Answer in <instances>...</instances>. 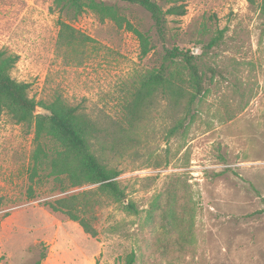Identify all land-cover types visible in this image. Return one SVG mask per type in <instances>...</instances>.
<instances>
[{
	"label": "rangeland",
	"instance_id": "obj_1",
	"mask_svg": "<svg viewBox=\"0 0 264 264\" xmlns=\"http://www.w3.org/2000/svg\"><path fill=\"white\" fill-rule=\"evenodd\" d=\"M262 1L183 0L187 14L167 17L163 43L143 8L105 0L150 37L143 56L133 32L69 0H0V50L19 58L13 79L37 102L59 97L120 132L122 146L103 159L122 172L125 192L117 202L99 185L63 189L44 172L30 193L33 131L0 112V264H126L131 255L133 264H264ZM62 24L80 37H62ZM166 48L195 57L202 94L185 111L158 93L132 124L135 95ZM183 66L170 69L189 80ZM73 195L89 204L97 237L45 205Z\"/></svg>",
	"mask_w": 264,
	"mask_h": 264
},
{
	"label": "trees",
	"instance_id": "obj_2",
	"mask_svg": "<svg viewBox=\"0 0 264 264\" xmlns=\"http://www.w3.org/2000/svg\"><path fill=\"white\" fill-rule=\"evenodd\" d=\"M78 13L90 10L96 13L101 21L106 19L114 22L119 28L133 32L140 41L142 55L147 56L152 47L150 37L133 26L121 16L115 6L107 5L105 0H69ZM126 5H134L147 11L154 23L160 40L165 41V26L168 16L182 18L187 14V6L183 0H165L168 9L156 0H113ZM261 14L264 17V0L261 3ZM66 34L69 42L80 36L74 29L62 24L61 36ZM81 35V34H79ZM82 37V36H81ZM85 40L83 38H80ZM217 40L208 45V49L216 46ZM165 63L162 67L149 73L142 81L141 88L135 95L130 107V123L139 122L146 109L153 103L156 95L161 93L175 107L182 106L185 101V111L190 110L196 99L202 94V78L194 64L195 57L179 48L165 49ZM18 56L0 50V112L9 117L15 124L26 126L34 134V150L31 155L30 193L33 184L41 177V173L49 172L60 187L69 188L99 185L98 190L114 201L122 202L125 192L118 181L122 172L109 166L103 159L106 151L114 152L122 146L123 136L118 130H113L101 120L92 119L81 111L80 107L67 104L61 98L51 102H37L29 95V84L18 82L12 77V71L18 62ZM184 63L183 70H188L190 79L183 78L181 70L170 69L173 65ZM187 85L193 90L189 92ZM41 108L48 114L35 115ZM181 119L171 130V137L176 135L185 125ZM105 125L107 127H105ZM3 197L0 196V210L3 207ZM78 195L57 199L45 205L52 212L66 215L70 220L78 222L84 232L97 237L98 232L86 216L89 208L87 202H79ZM128 212H136L133 204L125 206ZM264 213V211H262ZM134 256L127 258L126 264H133Z\"/></svg>",
	"mask_w": 264,
	"mask_h": 264
}]
</instances>
